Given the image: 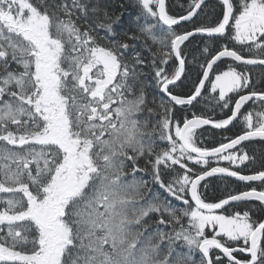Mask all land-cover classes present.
Returning <instances> with one entry per match:
<instances>
[{"label":"snow or ice","instance_id":"obj_1","mask_svg":"<svg viewBox=\"0 0 264 264\" xmlns=\"http://www.w3.org/2000/svg\"><path fill=\"white\" fill-rule=\"evenodd\" d=\"M129 7L137 30L117 33ZM196 35L200 72L176 94ZM148 68L166 100L149 102ZM201 100L230 114L176 117ZM234 121V137L200 146L202 126ZM256 140L264 0H189L178 16L166 0H0V264H264V151L244 144ZM218 174L246 187L206 202L201 182ZM233 204L244 210L216 211Z\"/></svg>","mask_w":264,"mask_h":264},{"label":"trees","instance_id":"obj_2","mask_svg":"<svg viewBox=\"0 0 264 264\" xmlns=\"http://www.w3.org/2000/svg\"><path fill=\"white\" fill-rule=\"evenodd\" d=\"M124 2H127V0H124ZM166 2H167V10L169 11L170 15L178 16L179 14L182 13L179 11H184L182 10L181 6H180L181 8H177V6L173 4V0H166ZM184 2H187V0H185ZM208 2L209 4H212L215 2V0H210ZM109 11H111V9H109ZM135 15H136L135 10L129 7L128 11L125 12V15L123 17L124 23L119 24L116 28L117 33H121L125 29H129L130 31H136L137 29L135 27V24H131V27H130V22ZM203 21H204V18L202 19L199 18L197 20V23L198 24L207 23V22H210V19L209 20L207 19L206 22H203ZM141 23H143V21H141ZM176 28H178V30L181 32L184 30V28H179V27H176ZM186 28L188 30H191L192 24L190 23L188 26H186ZM120 38H123V37L121 36ZM203 40L205 39L190 40L186 45L182 46V49L184 50L186 57L187 55H190L191 58H187L189 60L187 64V72L185 74V77L182 78L183 83L180 82L179 87H175L174 89H172L174 93L180 94V95H187L192 90L193 82L196 81L197 74L200 72L199 66L193 63V58L199 55V53L197 52V49H200L203 46ZM190 50L193 53H189ZM145 71H146V76L141 77V79L144 80L145 82V90L148 94L149 102L151 103V100L153 97H157L158 100L160 98L165 99L163 96L160 95V93L158 92L155 86V82L153 79V73L151 72V69L148 68ZM205 95L207 96L208 93H206ZM193 113H195L196 115H203L206 117H211L217 120L226 118V116L230 114L226 109L221 111L219 108H216L215 111H212L211 108L208 106V102L201 100L200 103H195V106L191 108L189 107L181 108L180 106H177L175 115L179 120L182 121V119L185 116H187L188 118H191ZM152 119L154 120L155 118L153 117ZM240 131H241V124L237 121H235V123L231 127L223 131H215V130L208 129V128H202L201 131H198L199 133H201V135H199L198 137V141L200 142V146L211 148V147L218 146L222 141L227 142V140H225V137H234ZM157 143L162 145L163 142L157 141ZM244 144L245 146H247V150L250 153V155H254L257 158H259L260 153L264 151V141L256 140V141L246 142ZM191 166L200 167L198 165H191ZM219 166L231 167V165H229L228 162L226 161H220ZM258 166L259 165L257 164L254 167H258ZM241 169H244L243 165H241L240 169H237V170H241ZM177 170L178 172H181V173L183 171V170H179L178 166H177ZM244 171L247 173V170H244ZM247 174H250V173H247ZM145 178L148 179V177H145ZM164 178H165V181L167 182L169 179V175L165 174ZM205 183L207 184V187L205 188L201 186L199 190L202 194V198L205 199L206 202H210V203L218 202V200L221 198H224L228 194V192H236L246 187L242 184L234 183V182H231L225 179H220V178H210L206 180L205 182H203L202 185ZM155 186L156 185H152L153 190L160 192V195L164 199L171 201L172 204L174 205L182 206L179 204L178 201H174L171 199V197L167 196V194L164 193L162 190H160L158 186L156 187ZM234 210L242 212L244 210V205L240 204L239 206H237L235 204L219 213L229 214L233 212ZM206 231H208L209 235H211V230H206Z\"/></svg>","mask_w":264,"mask_h":264},{"label":"bare ground","instance_id":"obj_3","mask_svg":"<svg viewBox=\"0 0 264 264\" xmlns=\"http://www.w3.org/2000/svg\"><path fill=\"white\" fill-rule=\"evenodd\" d=\"M208 1H210V0H208ZM188 3H189V2H184V3L181 4V7H182V5H183L182 10H185V9H186ZM179 12H183V11H179ZM202 18H204V21H203V22H206L207 19H208V20L210 19V18H206V17H203V16L200 17V19H202ZM123 23H124V21H123ZM182 24H184V26L186 27V26H188L190 23H189V22H182ZM164 27H166V26H164ZM176 27H178V26H174V28H176ZM202 39H204V37H201L200 35H196V36H194V37H190V38H189V41H190V40H202ZM189 41H186L184 45H186ZM182 46H183V45H182ZM182 46H181V47H182ZM187 58H191L190 55H187ZM187 60H189V59H187ZM170 64H171V62H170ZM234 123H235V122H234ZM206 180H208V179H206ZM228 181H230V180H228ZM203 182H205V181H203ZM203 182H201V183H203ZM231 182H234V181H231ZM234 183H238V184H242V185L246 186L245 182H234ZM251 183L259 184V182H251ZM155 187H156V186H155ZM171 199H172V198H171ZM172 200H173V199H172ZM234 205H235V204H234ZM232 206H233V205H232ZM236 255H237L238 257H240V258H244L242 253H237ZM197 258H198V257H197Z\"/></svg>","mask_w":264,"mask_h":264},{"label":"water","instance_id":"obj_4","mask_svg":"<svg viewBox=\"0 0 264 264\" xmlns=\"http://www.w3.org/2000/svg\"><path fill=\"white\" fill-rule=\"evenodd\" d=\"M179 82V81H178ZM177 82V83H178ZM171 87V86H170ZM161 94V93H160ZM161 96H163V94H161ZM167 98V97H166ZM235 122V121H234ZM234 122H233V124H234ZM232 125H229L227 128H225V129H213V128H211V126L210 125H206V126H203V127H205V128H208V129H212V130H215V131H223V130H226V129H228L229 127H231ZM245 143V142H244ZM210 178H220V179H225V180H230V181H234V182H242V181H238V180H236L235 178H233V177H224V176H222V175H216V176H213V177H208L207 179H210ZM188 199L190 200L191 199V197L189 196L188 197ZM234 205V204H233ZM232 206V205H231ZM228 207H230V206H225V209H227ZM225 209H220V210H216L217 211V213H219V212H221V211H223V210H225Z\"/></svg>","mask_w":264,"mask_h":264},{"label":"rangeland","instance_id":"obj_5","mask_svg":"<svg viewBox=\"0 0 264 264\" xmlns=\"http://www.w3.org/2000/svg\"><path fill=\"white\" fill-rule=\"evenodd\" d=\"M185 0H173V4L174 5H176L177 6V8H181L180 6H181V4L184 2ZM187 2H189V0H187ZM128 16H129V14H128ZM117 26L118 25H116L115 26V28H117ZM120 28V27H119ZM204 39H206V38H204ZM201 48H203V46L201 47ZM200 48V49H201ZM189 53H193V52H191V50L189 51ZM175 88V87H174ZM173 88V89H174ZM206 94V93H205ZM161 95V94H160ZM165 99H167L166 97H164ZM199 99V98H198ZM194 104H195V102H194ZM202 130V128L201 129H199L198 131H201ZM173 131H174V129H173Z\"/></svg>","mask_w":264,"mask_h":264}]
</instances>
